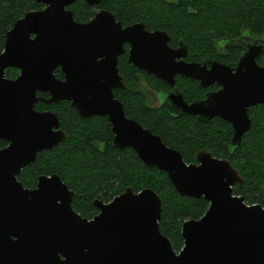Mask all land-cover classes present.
<instances>
[{
    "label": "water",
    "instance_id": "95a60500",
    "mask_svg": "<svg viewBox=\"0 0 264 264\" xmlns=\"http://www.w3.org/2000/svg\"><path fill=\"white\" fill-rule=\"evenodd\" d=\"M35 1L45 7L14 22L0 53V138L10 141L0 149V264H264V206L249 204L235 193L244 178L230 159L202 149L196 162H186L160 135L128 118L115 98L113 89L125 87L118 56L97 61L100 45L95 42L101 14H113L103 10L81 24L67 8L76 0ZM136 26L115 23L113 44L105 46L120 53L122 41ZM154 39L157 44L135 46L134 62L146 61L143 67L174 83L175 73L186 72L190 65L170 58L166 33L158 31ZM243 64L246 72L232 73L231 67L212 63L201 77L222 88L206 103L189 105L172 95L184 113L231 121L234 149L251 129L247 107L264 102V70L247 60ZM9 67L19 68L20 75L8 77ZM56 67L62 68L65 79L56 77ZM38 90L50 97H37ZM38 100H69L81 117L108 115L114 146L132 147L145 166L165 171L181 195L210 202L202 217L183 223L180 251L161 232L162 199L152 188L136 192L126 187L109 202L95 199L99 212L88 218L73 208L76 191L57 173L39 176L35 188L24 186L18 178L21 170L36 160L38 152L67 138L57 113L35 110Z\"/></svg>",
    "mask_w": 264,
    "mask_h": 264
},
{
    "label": "trees",
    "instance_id": "16d2710c",
    "mask_svg": "<svg viewBox=\"0 0 264 264\" xmlns=\"http://www.w3.org/2000/svg\"><path fill=\"white\" fill-rule=\"evenodd\" d=\"M79 1L84 3L78 0V4ZM263 2L180 0L178 5H163L157 0H102L104 7L112 8L123 20L148 19L151 25H166L175 40L183 38L197 55L210 53L214 38L234 33L240 26L264 29ZM78 4L71 6L76 19L80 18ZM188 6L196 11L189 12ZM43 7V3L35 0H0V53L14 22L26 12ZM135 70L133 68V72ZM7 73L14 77L18 72L9 68ZM55 74L63 77L60 68ZM129 78L128 83H136L131 75ZM118 95L129 115L159 134L168 146L178 149L186 162H196V151L202 149L217 157L229 158L244 178L242 186L234 187L235 193L243 195L249 204L264 206V106L252 111V128L234 149L230 145L232 129L220 118L205 124L193 116H178L165 108H152L144 103L141 95L127 91H119ZM40 106L50 108L60 116L67 138L39 153L36 161L22 170L20 180L24 186L36 184L42 174L57 173L70 189L76 191L73 208L88 218L99 212L94 205L95 199L109 202L126 187H132L136 192L152 188L162 199L161 232L171 240L173 248L180 251L184 245L183 223L202 217L210 202L204 197L181 195L165 171L145 166L132 148L114 147L107 118H81L69 101L41 103ZM5 144L0 140V147Z\"/></svg>",
    "mask_w": 264,
    "mask_h": 264
},
{
    "label": "flooded vegetation",
    "instance_id": "af4514ba",
    "mask_svg": "<svg viewBox=\"0 0 264 264\" xmlns=\"http://www.w3.org/2000/svg\"><path fill=\"white\" fill-rule=\"evenodd\" d=\"M83 1L85 4L80 1H79L80 3L78 4L77 3L78 0H76L75 2L67 6V8L73 12L74 19L78 23L88 24L93 19L97 18L98 15L101 14L103 10L109 11L108 13L113 14V17L112 16L109 17L107 14H101V25L99 27V31L97 30V28L95 30L96 32H98V35L95 38V42L96 44L99 43L100 45V47L96 50V57H97V61H101L104 59L105 62L106 59L111 60L114 58L115 55L118 56L117 66L119 69V74L121 75L125 87L114 88L113 92L115 98L121 101V103L123 104L125 114L128 118L133 119L145 129L151 130L150 128L142 124L139 120H137L135 117L127 113L125 103L122 100V98L119 97L118 95L119 91H127L130 93L141 95L144 99V103L152 108H165L170 112L177 114L178 116H182V115L193 116L197 120L205 124L216 118H220L224 122L228 123V125L232 129L230 138L232 137L234 133V126L231 121H227L226 119L220 116H214L212 118L209 117L204 118L199 114H192V112L184 113L182 108H180L177 102L174 101L172 95L175 99L179 101L185 100L189 105L206 103L207 98H209L213 92H216L222 88V85L219 84L217 81L213 83H207L208 81H205L201 77L202 75H204L205 71H209L211 69L212 63L215 62L231 67L232 73H238L239 71L246 72L247 67L243 64L244 61L246 60L248 63L254 64L256 68H260L264 70V29H256V28L251 29L246 26H240L239 29L234 33H230L229 35H224L219 38H214L213 42L211 43L210 53L207 54L203 53L202 55H197L194 49L191 48L190 44L188 45L183 38H177V40H175V38L172 36L166 25L163 24L151 25L148 19L123 20L112 8L104 7L102 4V0L93 4L88 3L87 0H83ZM157 1L163 5L166 4L178 5L180 3V0H157ZM74 3L78 4L77 12L80 14L79 19L75 18V13H74L75 11L71 8V6ZM110 7H113V5ZM188 7H189L188 9L189 12L193 13L196 11L193 9L192 6H188ZM262 11L264 14V2H263ZM115 23H121L123 28L127 26L139 25L136 26L135 31L128 38L124 39L123 41L121 40L123 43L122 51L118 54L114 53L113 47L108 48L107 46H105L106 45L105 43L111 45L113 44L111 27L113 25L115 26ZM158 31L166 33L168 37L165 45L169 51V54L172 55L170 58L176 63L190 65V67H188L186 72L180 71L175 73L173 77L174 83H171L167 79H164L162 77H158L154 72H150L152 70L143 67L142 63H145L146 61L140 62L136 60V63L134 62L135 46L136 45L138 46V43H142L145 46L157 44L158 40L154 39V41H152V39H153V34L158 33ZM155 37L158 39L157 35ZM142 39H145V41L143 42ZM250 54H254V57H247ZM9 68H14L18 72L16 76L11 78H16L20 75L21 70L19 68L16 67H9ZM9 68L6 69V72ZM58 68L61 69L63 73V77H57V76L56 77L61 80L65 79V73L61 67H56L54 73ZM133 68L136 69L134 71L135 73L133 72ZM130 75L132 76V80L136 81V83L133 82L128 83V81L131 80L129 78ZM150 90L152 92H150ZM154 92H155V98L153 97ZM37 97L49 98L50 93L46 91L38 90ZM155 99L156 101H154ZM63 101H69V100H63ZM41 103L60 104V103H47L38 100L35 102L34 105L35 110L39 112L51 110L50 108H42L40 106ZM70 106H71V102H70ZM263 106H264V102H259L256 104H251L247 107L248 115L249 118L251 119V128L253 125L252 111ZM95 116L107 118L111 127L112 145L114 146L115 133L113 131L112 123L108 119V115H94L91 117H95ZM81 118H88V117H81ZM60 128H62L61 119H60ZM151 132L157 134L152 130ZM0 140H4L6 142V144L0 147V149H4L10 144V141L4 138H0ZM116 148L125 149L132 147H116ZM45 150H50V149H45ZM43 151L38 152V154ZM198 151H196L195 159ZM22 170L20 174L22 173ZM20 174L18 176L19 180H20ZM42 175H48V174H42ZM36 181H37L36 184H33L31 187L28 188H35L38 183V180Z\"/></svg>",
    "mask_w": 264,
    "mask_h": 264
},
{
    "label": "rangeland",
    "instance_id": "374dc122",
    "mask_svg": "<svg viewBox=\"0 0 264 264\" xmlns=\"http://www.w3.org/2000/svg\"><path fill=\"white\" fill-rule=\"evenodd\" d=\"M150 92H152V91L150 90ZM153 97L155 98V92H154V94H153ZM154 101H156V99H155Z\"/></svg>",
    "mask_w": 264,
    "mask_h": 264
}]
</instances>
